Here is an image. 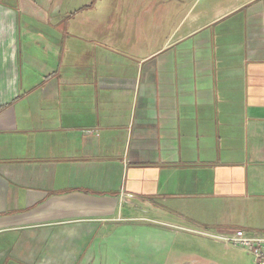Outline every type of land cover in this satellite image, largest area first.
Wrapping results in <instances>:
<instances>
[{
	"label": "crops",
	"instance_id": "0c3cea01",
	"mask_svg": "<svg viewBox=\"0 0 264 264\" xmlns=\"http://www.w3.org/2000/svg\"><path fill=\"white\" fill-rule=\"evenodd\" d=\"M232 227L264 233V0H0V264Z\"/></svg>",
	"mask_w": 264,
	"mask_h": 264
},
{
	"label": "rangeland",
	"instance_id": "374dc122",
	"mask_svg": "<svg viewBox=\"0 0 264 264\" xmlns=\"http://www.w3.org/2000/svg\"><path fill=\"white\" fill-rule=\"evenodd\" d=\"M233 229L235 228L232 227L231 230ZM197 232H182L183 237L190 236L187 237L190 248L184 252L186 260L197 259L196 264H255L253 256L242 247L212 238L207 234L215 233V230Z\"/></svg>",
	"mask_w": 264,
	"mask_h": 264
},
{
	"label": "built area",
	"instance_id": "2783aa9c",
	"mask_svg": "<svg viewBox=\"0 0 264 264\" xmlns=\"http://www.w3.org/2000/svg\"><path fill=\"white\" fill-rule=\"evenodd\" d=\"M207 234L226 243L242 247L253 256L255 264H264V233L235 228L225 233Z\"/></svg>",
	"mask_w": 264,
	"mask_h": 264
}]
</instances>
